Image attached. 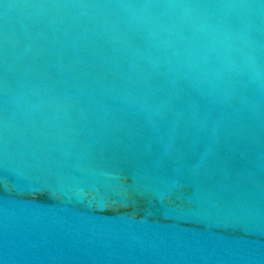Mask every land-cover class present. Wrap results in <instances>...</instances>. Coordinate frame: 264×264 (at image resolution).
<instances>
[{
    "label": "water",
    "instance_id": "water-1",
    "mask_svg": "<svg viewBox=\"0 0 264 264\" xmlns=\"http://www.w3.org/2000/svg\"><path fill=\"white\" fill-rule=\"evenodd\" d=\"M0 264H264V0H0Z\"/></svg>",
    "mask_w": 264,
    "mask_h": 264
}]
</instances>
